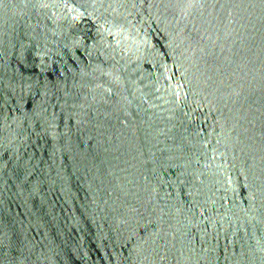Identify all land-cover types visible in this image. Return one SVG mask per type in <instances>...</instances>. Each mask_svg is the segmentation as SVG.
Listing matches in <instances>:
<instances>
[{"label":"water","instance_id":"obj_1","mask_svg":"<svg viewBox=\"0 0 264 264\" xmlns=\"http://www.w3.org/2000/svg\"><path fill=\"white\" fill-rule=\"evenodd\" d=\"M0 264H264V0H0Z\"/></svg>","mask_w":264,"mask_h":264}]
</instances>
